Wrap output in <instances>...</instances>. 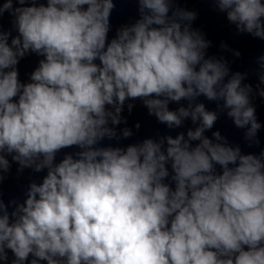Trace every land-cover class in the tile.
Here are the masks:
<instances>
[{"label": "clouds", "instance_id": "clouds-1", "mask_svg": "<svg viewBox=\"0 0 264 264\" xmlns=\"http://www.w3.org/2000/svg\"><path fill=\"white\" fill-rule=\"evenodd\" d=\"M134 2L110 37L116 0H0V184L13 163L44 173L22 201L0 192V264H264V147L213 130L225 116L261 145L264 52L253 86L207 54L196 10ZM211 3L264 41V0ZM136 101L169 130L193 127L121 143L141 127L117 131Z\"/></svg>", "mask_w": 264, "mask_h": 264}, {"label": "water", "instance_id": "water-1", "mask_svg": "<svg viewBox=\"0 0 264 264\" xmlns=\"http://www.w3.org/2000/svg\"><path fill=\"white\" fill-rule=\"evenodd\" d=\"M179 6L198 12L197 19L193 22V27L200 29L212 46L207 50L209 56L224 55L231 63L233 71H247L249 73L247 82L253 86L257 83V77L253 72L256 67L255 58L264 52V41L253 38L248 34L239 35L235 32L233 25L229 24L223 13L214 9L211 0H178ZM137 5L134 0H116V8L111 16V25L116 30L123 24L131 23L137 17ZM226 43L231 49L238 50L240 57L233 56L232 52H226L220 48L221 43ZM203 99V98H201ZM209 109H214L215 104L204 101ZM256 107L258 120L262 123L259 133L261 145L248 148L242 140L243 130L236 129L231 120L222 116L214 126L213 130H220L221 133L234 143L241 144L242 149L247 151L259 152L260 147H264V98L256 96L253 100ZM191 127V121H187ZM211 135V132H206Z\"/></svg>", "mask_w": 264, "mask_h": 264}]
</instances>
